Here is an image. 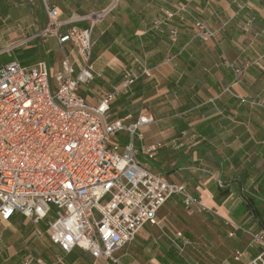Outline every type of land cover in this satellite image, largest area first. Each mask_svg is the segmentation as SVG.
Segmentation results:
<instances>
[{"label": "crops", "instance_id": "1", "mask_svg": "<svg viewBox=\"0 0 264 264\" xmlns=\"http://www.w3.org/2000/svg\"><path fill=\"white\" fill-rule=\"evenodd\" d=\"M47 1L61 10L62 20L87 18L111 2ZM40 15L35 0H0V50L17 38L36 35L46 26V21L40 24ZM196 20L217 37L204 43L195 35ZM73 25L87 28L91 22ZM92 39L97 78L87 93L82 91L92 104L98 100L97 90L119 87L125 70L141 76L144 69L151 71L150 77L143 76L120 95L110 111L113 121L127 123L141 114L153 115L154 122L142 130L144 140L136 141L139 160L166 181L184 185L215 209L225 225L233 228L225 221L229 219L253 232L264 228L244 198L252 196L264 175V0H120L116 11L94 26ZM65 52L71 61L80 60L71 45ZM8 57V62L18 60L25 66L44 60L48 67L60 64V71L64 55L52 38L35 39ZM234 67L243 70L238 83ZM122 137L126 141V135ZM180 139L184 145L175 148ZM155 145L162 147L150 159L145 152ZM259 209L264 218V205ZM182 211L195 210H185L183 200L173 196L157 212L158 224L153 226L169 227ZM21 218L18 215L0 228V264H24L30 245L33 254L48 264H93L84 251L64 254L51 244L46 227H36L26 218L32 235L28 239L17 235ZM153 226L140 230L139 243L148 244ZM242 234L248 237L247 245L235 250L233 258L237 251L249 249V236ZM249 251L237 263L245 264L257 254ZM119 254L115 256L120 264L127 263L129 252Z\"/></svg>", "mask_w": 264, "mask_h": 264}, {"label": "built area", "instance_id": "2", "mask_svg": "<svg viewBox=\"0 0 264 264\" xmlns=\"http://www.w3.org/2000/svg\"><path fill=\"white\" fill-rule=\"evenodd\" d=\"M42 2L43 30L0 50L1 56L37 38H54L64 55L54 92L45 60L29 66L18 60L0 63V228L21 215L36 227L45 223L49 241L64 254L81 250L93 264H120L115 255L134 243L144 227L158 224L157 212L173 196L183 200L187 211L220 215L184 185L166 181L139 160L136 141L144 140L143 128L154 122L151 113L141 114L133 123L112 120L110 111L119 96L143 76L150 77V69H144L142 76L125 70L119 87L96 91L94 104L82 94V88L97 78L94 26L111 16L120 0H111L87 18L68 20H62L58 7ZM87 20L91 22L87 28L73 25ZM194 31L204 43L217 37L201 20H196ZM68 44L80 60L71 61L65 52ZM234 73L238 83L243 70L234 67ZM122 134L124 144L119 142ZM183 145L182 139L173 144ZM161 147L151 146L145 153L151 159ZM225 221L234 228L231 237L244 232L250 239L249 249L237 251L235 261L256 250L245 264H264V228L253 232ZM24 264L48 263L34 255L30 245Z\"/></svg>", "mask_w": 264, "mask_h": 264}, {"label": "rangeland", "instance_id": "3", "mask_svg": "<svg viewBox=\"0 0 264 264\" xmlns=\"http://www.w3.org/2000/svg\"><path fill=\"white\" fill-rule=\"evenodd\" d=\"M42 1L35 0V6L41 14L39 18L40 24L46 21V14L42 10ZM39 22L37 23L38 26H40ZM43 28L42 26L39 30L42 31ZM27 37L17 38L13 42L24 40ZM37 40L43 41L46 38H37ZM13 42L9 43V45L13 44ZM26 46L28 45L14 49L9 53H4L0 56L1 61L3 63L8 62L10 60L8 55H13ZM59 68L60 64L55 67H48L49 85L52 92L57 90L55 78L59 73ZM87 88L83 87L82 91L87 93L85 91ZM122 138V136H119V142L124 144V139ZM21 220L17 235H23L24 239H28L32 235V229L28 223L24 224L25 218H21ZM40 226L42 228L45 227V223ZM151 231L152 233L149 236L147 235L148 241L146 243L148 244H144L145 241L139 243V238H137L129 247L121 251L120 254L118 253L119 255H124L125 252H129V256L126 258L128 260L125 264H163L159 260V257L164 255L162 248L165 247L169 250L173 246H175L176 258L182 261V264H240L234 260L233 254L235 250L246 247L248 240V237L242 232L237 233V237H230V232L234 231V229L230 225H225V222L217 214H209L198 210L191 213L182 211L180 216L172 220L169 227L153 226ZM76 252H79V250ZM171 263L177 264L176 262Z\"/></svg>", "mask_w": 264, "mask_h": 264}, {"label": "trees", "instance_id": "4", "mask_svg": "<svg viewBox=\"0 0 264 264\" xmlns=\"http://www.w3.org/2000/svg\"><path fill=\"white\" fill-rule=\"evenodd\" d=\"M257 188L252 190V196H244L246 199L247 205L251 212L254 213L255 217L260 220L261 226L264 227L263 212L259 209L260 205H264V175L261 176L256 181ZM227 194V191L224 193ZM162 252L164 253L163 257H159V260L163 264H170L171 262H176L177 264H182V261L177 260L175 254V247L166 249L162 248Z\"/></svg>", "mask_w": 264, "mask_h": 264}, {"label": "bare ground", "instance_id": "5", "mask_svg": "<svg viewBox=\"0 0 264 264\" xmlns=\"http://www.w3.org/2000/svg\"><path fill=\"white\" fill-rule=\"evenodd\" d=\"M223 213V212H222ZM224 214V213H223ZM225 215V214H224Z\"/></svg>", "mask_w": 264, "mask_h": 264}]
</instances>
